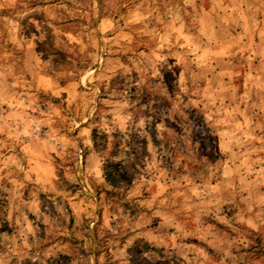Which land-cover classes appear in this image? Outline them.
Returning a JSON list of instances; mask_svg holds the SVG:
<instances>
[{
  "label": "rangeland",
  "instance_id": "1",
  "mask_svg": "<svg viewBox=\"0 0 264 264\" xmlns=\"http://www.w3.org/2000/svg\"><path fill=\"white\" fill-rule=\"evenodd\" d=\"M0 264H264V6L0 0Z\"/></svg>",
  "mask_w": 264,
  "mask_h": 264
},
{
  "label": "crops",
  "instance_id": "2",
  "mask_svg": "<svg viewBox=\"0 0 264 264\" xmlns=\"http://www.w3.org/2000/svg\"><path fill=\"white\" fill-rule=\"evenodd\" d=\"M241 2L246 6V7H252V6H257L261 5L264 6V0H241ZM38 172V171H37Z\"/></svg>",
  "mask_w": 264,
  "mask_h": 264
},
{
  "label": "trees",
  "instance_id": "3",
  "mask_svg": "<svg viewBox=\"0 0 264 264\" xmlns=\"http://www.w3.org/2000/svg\"><path fill=\"white\" fill-rule=\"evenodd\" d=\"M107 178H110L109 174L106 173Z\"/></svg>",
  "mask_w": 264,
  "mask_h": 264
}]
</instances>
